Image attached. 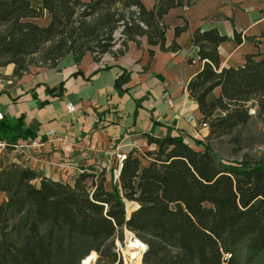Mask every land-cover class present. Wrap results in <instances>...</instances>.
<instances>
[{
  "label": "trees",
  "instance_id": "1",
  "mask_svg": "<svg viewBox=\"0 0 264 264\" xmlns=\"http://www.w3.org/2000/svg\"><path fill=\"white\" fill-rule=\"evenodd\" d=\"M184 4L158 0L148 10L141 0H42L34 8L0 0V67L20 75L35 55L45 66L69 54L97 59L140 37L164 50L163 17ZM44 12L46 26L30 21ZM226 40L215 29L191 35L203 67L187 90L208 129L198 148L149 137L154 149L129 152L117 178L113 168L87 167L70 183L1 165L0 264H91V254L94 264H122L112 240L122 229L146 246L140 264H264V157L228 163L210 144L223 136L239 143L252 122L264 134V57L220 68L217 48ZM127 202L136 206L128 216Z\"/></svg>",
  "mask_w": 264,
  "mask_h": 264
},
{
  "label": "crops",
  "instance_id": "2",
  "mask_svg": "<svg viewBox=\"0 0 264 264\" xmlns=\"http://www.w3.org/2000/svg\"><path fill=\"white\" fill-rule=\"evenodd\" d=\"M29 1L37 8L42 0ZM187 1L163 17L164 50L140 37L97 59L69 54L20 75L11 65L0 67V137H17L0 155V166L16 163L54 181L63 172L73 180L87 167L113 168L117 178L118 155L153 150L149 137H177L198 148L208 129L187 90L203 67L191 35L215 29L227 38L217 48L220 68L264 57V0ZM141 2L149 10L158 0ZM30 21L46 26L49 18L44 12ZM172 43L178 49L166 50ZM4 197L0 192V201Z\"/></svg>",
  "mask_w": 264,
  "mask_h": 264
},
{
  "label": "rangeland",
  "instance_id": "3",
  "mask_svg": "<svg viewBox=\"0 0 264 264\" xmlns=\"http://www.w3.org/2000/svg\"><path fill=\"white\" fill-rule=\"evenodd\" d=\"M116 38H119V34H116ZM120 48L119 41L115 44ZM45 66L42 61L39 59L38 55L33 56L28 69L36 68ZM216 95L217 92H214ZM253 113V111H251ZM241 135V140L239 143L231 141L230 136H223L219 139H214L210 142L213 151L225 162L228 163H239L243 156L248 155L250 158L254 157H264V134L260 131V125L258 123L252 122ZM110 167V166H109ZM97 170V169H96ZM62 172H60L61 174ZM64 177L60 178L61 182L70 183L72 181V176L70 174H65ZM109 181L106 182V186L110 189ZM135 204L133 203H126V215L129 214L134 208ZM135 235L126 230L122 229L120 232L116 234L115 237L112 238L114 242L115 251L119 254L120 258L122 259V264H140L142 260L139 258V262L137 263L136 260H131L129 254L126 253L127 245L129 244V235ZM92 260L91 264L95 263L94 256H90ZM94 259V260H93Z\"/></svg>",
  "mask_w": 264,
  "mask_h": 264
},
{
  "label": "bare ground",
  "instance_id": "4",
  "mask_svg": "<svg viewBox=\"0 0 264 264\" xmlns=\"http://www.w3.org/2000/svg\"><path fill=\"white\" fill-rule=\"evenodd\" d=\"M128 215L129 214H127V216ZM128 240H129V244L127 245L126 253L129 254L131 260H136V262L138 263L139 258H141L143 251L146 249V246L136 237H133V235L131 234L129 235ZM91 255L94 256L93 254Z\"/></svg>",
  "mask_w": 264,
  "mask_h": 264
},
{
  "label": "built area",
  "instance_id": "5",
  "mask_svg": "<svg viewBox=\"0 0 264 264\" xmlns=\"http://www.w3.org/2000/svg\"><path fill=\"white\" fill-rule=\"evenodd\" d=\"M67 110L68 111H71L72 110V106L70 104L67 105ZM2 118H3V115H2V113H0V120ZM201 125H202V127L207 128V125L205 123H202ZM31 144L32 145H36V142L32 141ZM10 146H11V144L9 142H7L6 140H1L0 139V155L2 154V152L5 149H7ZM124 158H125L124 155H118V161H119V163H118L117 171L119 170V168H120V166H121L122 161H123Z\"/></svg>",
  "mask_w": 264,
  "mask_h": 264
}]
</instances>
